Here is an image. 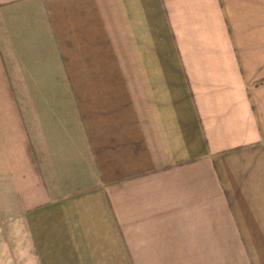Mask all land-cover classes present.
Wrapping results in <instances>:
<instances>
[{
  "label": "crops",
  "instance_id": "0c3cea01",
  "mask_svg": "<svg viewBox=\"0 0 264 264\" xmlns=\"http://www.w3.org/2000/svg\"><path fill=\"white\" fill-rule=\"evenodd\" d=\"M264 0H0L4 264H264Z\"/></svg>",
  "mask_w": 264,
  "mask_h": 264
},
{
  "label": "rangeland",
  "instance_id": "374dc122",
  "mask_svg": "<svg viewBox=\"0 0 264 264\" xmlns=\"http://www.w3.org/2000/svg\"><path fill=\"white\" fill-rule=\"evenodd\" d=\"M1 249H2V240L0 239V264H4V261H3L4 257H3V253L1 251Z\"/></svg>",
  "mask_w": 264,
  "mask_h": 264
},
{
  "label": "trees",
  "instance_id": "16d2710c",
  "mask_svg": "<svg viewBox=\"0 0 264 264\" xmlns=\"http://www.w3.org/2000/svg\"><path fill=\"white\" fill-rule=\"evenodd\" d=\"M263 83H264V82H261V83H259V85H260V84H263Z\"/></svg>",
  "mask_w": 264,
  "mask_h": 264
}]
</instances>
